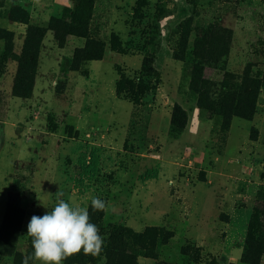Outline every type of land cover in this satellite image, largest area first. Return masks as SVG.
Returning a JSON list of instances; mask_svg holds the SVG:
<instances>
[{
    "label": "rangeland",
    "instance_id": "374dc122",
    "mask_svg": "<svg viewBox=\"0 0 264 264\" xmlns=\"http://www.w3.org/2000/svg\"><path fill=\"white\" fill-rule=\"evenodd\" d=\"M199 37L225 38L218 65ZM58 199L104 240L63 264H264V0H0V264H40L28 224Z\"/></svg>",
    "mask_w": 264,
    "mask_h": 264
},
{
    "label": "clouds",
    "instance_id": "9594fccd",
    "mask_svg": "<svg viewBox=\"0 0 264 264\" xmlns=\"http://www.w3.org/2000/svg\"><path fill=\"white\" fill-rule=\"evenodd\" d=\"M56 195L64 194L58 190ZM91 205L99 211L106 208V202L98 197L91 200ZM28 236L34 248V257L30 259L40 264H63L64 260L81 252L99 256L104 245L99 228L90 222L88 208L72 206L63 199H58L43 216H32Z\"/></svg>",
    "mask_w": 264,
    "mask_h": 264
},
{
    "label": "trees",
    "instance_id": "16d2710c",
    "mask_svg": "<svg viewBox=\"0 0 264 264\" xmlns=\"http://www.w3.org/2000/svg\"><path fill=\"white\" fill-rule=\"evenodd\" d=\"M165 15H161V17H164ZM226 32H229L226 30ZM215 42L212 44L213 46H209L208 37L204 40L202 37H199L196 45H195V55L198 58H201L202 60L205 59L206 61H209L211 64L218 65L219 59L223 57L224 54H226L229 51V48H227V45L223 44L224 37H216ZM156 60V53H152L150 56V59L147 61L146 65L148 69L156 73V70L154 69V64ZM68 62V60H67ZM195 80H193V90L199 91L198 84H194ZM259 95V89L257 88H249L247 91H240L239 94H237V102L235 104V111L234 115L250 119L255 111V104L257 102ZM235 102V101H234ZM197 107L199 109H202V101L199 99L197 103ZM188 124V113L186 110H184L179 104L175 105V110L173 113L172 118V126L173 130L177 133H183L187 127ZM100 163H101V157L98 149L92 148L90 150H87L80 154L78 159V164L80 169L82 170V173L80 175V182L88 181L92 182L96 179L99 170H100ZM154 178L152 171L147 172V175L144 177V180H150ZM102 217V213H101ZM97 227L101 229L102 225V219L99 218L98 221H96ZM247 243H250V240L247 241ZM249 257L254 258V253L249 254ZM247 253L245 251L243 256V262L247 261ZM133 263V260H130V264Z\"/></svg>",
    "mask_w": 264,
    "mask_h": 264
},
{
    "label": "crops",
    "instance_id": "0c3cea01",
    "mask_svg": "<svg viewBox=\"0 0 264 264\" xmlns=\"http://www.w3.org/2000/svg\"><path fill=\"white\" fill-rule=\"evenodd\" d=\"M236 251V250H235ZM235 253V252H234ZM241 256V255H240Z\"/></svg>",
    "mask_w": 264,
    "mask_h": 264
}]
</instances>
